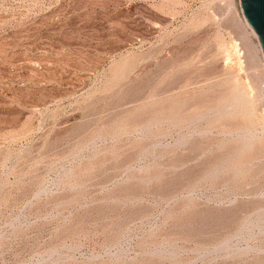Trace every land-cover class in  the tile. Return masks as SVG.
Returning <instances> with one entry per match:
<instances>
[{
    "label": "rangeland",
    "instance_id": "1",
    "mask_svg": "<svg viewBox=\"0 0 264 264\" xmlns=\"http://www.w3.org/2000/svg\"><path fill=\"white\" fill-rule=\"evenodd\" d=\"M248 23L242 0H0V264H264Z\"/></svg>",
    "mask_w": 264,
    "mask_h": 264
},
{
    "label": "water",
    "instance_id": "2",
    "mask_svg": "<svg viewBox=\"0 0 264 264\" xmlns=\"http://www.w3.org/2000/svg\"><path fill=\"white\" fill-rule=\"evenodd\" d=\"M242 1L244 2V8L248 15L249 22L260 34L264 44V0H250L249 6H246L247 2H245L248 0Z\"/></svg>",
    "mask_w": 264,
    "mask_h": 264
},
{
    "label": "bare ground",
    "instance_id": "3",
    "mask_svg": "<svg viewBox=\"0 0 264 264\" xmlns=\"http://www.w3.org/2000/svg\"><path fill=\"white\" fill-rule=\"evenodd\" d=\"M248 25L250 26V23H248ZM251 85V84H250ZM253 89V88H252ZM253 96V95H252Z\"/></svg>",
    "mask_w": 264,
    "mask_h": 264
}]
</instances>
